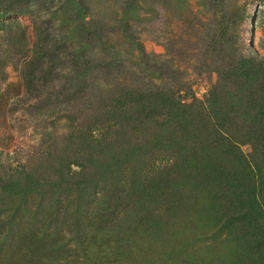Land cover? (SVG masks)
I'll list each match as a JSON object with an SVG mask.
<instances>
[{
    "label": "rangeland",
    "instance_id": "1",
    "mask_svg": "<svg viewBox=\"0 0 264 264\" xmlns=\"http://www.w3.org/2000/svg\"><path fill=\"white\" fill-rule=\"evenodd\" d=\"M0 264H264V0H0Z\"/></svg>",
    "mask_w": 264,
    "mask_h": 264
}]
</instances>
